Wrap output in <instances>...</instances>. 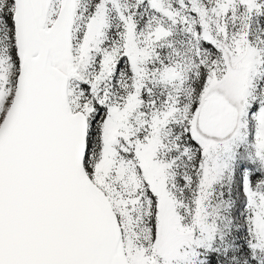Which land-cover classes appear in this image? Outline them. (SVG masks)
Listing matches in <instances>:
<instances>
[{
    "label": "snow or ice",
    "instance_id": "snow-or-ice-1",
    "mask_svg": "<svg viewBox=\"0 0 264 264\" xmlns=\"http://www.w3.org/2000/svg\"><path fill=\"white\" fill-rule=\"evenodd\" d=\"M0 264H264V0H0Z\"/></svg>",
    "mask_w": 264,
    "mask_h": 264
}]
</instances>
